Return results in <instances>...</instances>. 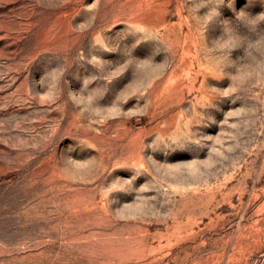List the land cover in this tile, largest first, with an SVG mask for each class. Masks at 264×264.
Wrapping results in <instances>:
<instances>
[{
	"label": "rangeland",
	"instance_id": "obj_1",
	"mask_svg": "<svg viewBox=\"0 0 264 264\" xmlns=\"http://www.w3.org/2000/svg\"><path fill=\"white\" fill-rule=\"evenodd\" d=\"M241 12L264 0H0V264H264Z\"/></svg>",
	"mask_w": 264,
	"mask_h": 264
},
{
	"label": "clouds",
	"instance_id": "obj_2",
	"mask_svg": "<svg viewBox=\"0 0 264 264\" xmlns=\"http://www.w3.org/2000/svg\"><path fill=\"white\" fill-rule=\"evenodd\" d=\"M244 18H247L246 22ZM239 19L248 27V28H254L258 26L261 22H264V13L258 14L255 17H252L246 13L241 12L239 14ZM226 24H230L229 22H226ZM261 41H264V37L261 38ZM254 44L249 45L251 49H255L253 47Z\"/></svg>",
	"mask_w": 264,
	"mask_h": 264
}]
</instances>
